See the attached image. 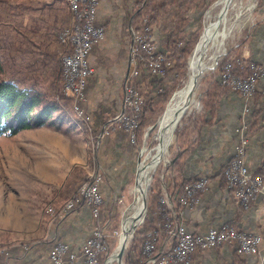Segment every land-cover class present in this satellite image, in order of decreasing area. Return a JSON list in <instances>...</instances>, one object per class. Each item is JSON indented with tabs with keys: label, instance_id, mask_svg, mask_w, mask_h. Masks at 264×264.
<instances>
[{
	"label": "rangeland",
	"instance_id": "374dc122",
	"mask_svg": "<svg viewBox=\"0 0 264 264\" xmlns=\"http://www.w3.org/2000/svg\"><path fill=\"white\" fill-rule=\"evenodd\" d=\"M207 1V6H205L204 9L196 10L195 8L189 12L188 19L184 23L185 28L179 33L180 43L176 44L173 51L168 49L165 44L164 39L169 34V31L168 28H165L164 24L160 27L154 26L150 29L149 41L145 43V49L140 55L143 57V65L141 69H143V72H146V75H149L146 79H152L154 83L152 90L150 91L151 93L152 91L154 93L159 89H163V91L170 93L167 104L172 95L184 84L188 72V60L196 43L204 33V29L209 25L206 23L209 20L208 16L210 14L219 13V9H215L219 0ZM262 3H264L263 0H243V5H240L241 7L235 5L232 6V8L229 7L227 9L228 13L226 12L225 15H228L227 17L230 23L238 17H241V19L236 29H234L232 34L225 41L223 52L219 55L215 64H213L214 67L204 71L201 77H199L197 87L193 94L195 97L194 102L175 127L171 142L167 148L166 156L163 157L151 173V180L149 181L148 189L146 191L147 207L144 212V218L142 222L135 227L130 236L131 238H129L130 240H126V249L122 257V264H127L125 256L129 250L130 244L135 241L136 237L141 235L140 232H142L144 226H146L148 202L151 197V191L153 192V195L159 193L163 203H165L170 210V225L164 237L158 236V233H156V231L161 230L160 224H156V230L154 229V231L147 232L146 240L144 239V242L140 245V248L142 247L147 255L146 260L142 264H151L149 263L150 259L158 258V255L162 254L164 251L167 253V250L173 244L170 238V233L173 229L175 230L182 227L188 232H191L183 221L180 212L173 209L174 206L170 199V194L174 186L172 183L174 180L176 181L179 177L183 176V162L188 153L184 158L176 161L174 164L173 159L176 155L181 154L182 150L187 151L188 144L191 142V137L197 127L196 123L198 121L196 118H199L200 115L204 113L203 105L201 103L202 99L210 88V82L215 78L214 72L216 71L218 64L226 58L229 61L236 60L239 62H248L247 59H244V53L243 57L240 56L242 49L246 47V31L252 25L254 15L263 5ZM250 5L253 6L251 10H249ZM198 8H201V5H199ZM223 8L224 6H222L220 13ZM213 9H215V11ZM97 17L98 15L96 16V20L98 19ZM71 19L72 17L66 6L65 0H0V61L3 66L0 73V82L13 80L19 88L39 91L45 102H51L57 106L55 112H64L73 120L75 125L82 130L87 139V144H89L88 166H74L68 171L62 182L58 183V180L57 183L59 185L53 186L50 185L49 180H53L51 175L55 174V170L51 173L49 164L41 161L42 156L39 154H37V157L35 156L33 150V142L35 141L32 138H26L29 135L25 133L20 134L21 131H23L21 130L16 133L17 135L20 134L18 136L16 134L15 136H0V223L6 221V226H8V229H0V231L9 232L8 240L10 246L20 243L22 244L21 247H23L24 251H28L40 241H46L45 234H47L48 229L51 227L53 228L54 225H57L61 220H64L70 212L75 210L74 205L73 210L67 213L63 219H59V214L55 216V214H57L58 211L60 212L66 205V202L78 199V193L76 194V197L69 198L74 191L73 187L75 183L68 188H64L73 172L80 170V172H77L78 177H82V174L85 175V180L83 182L77 180V182L79 181V185H83L86 182H93L97 185L100 192L98 183L102 180V176H100L101 174L97 167L99 166L101 141L100 143H97L96 138L98 139L99 136H96L95 132L90 128V123L82 129L79 118H82V121L85 124H87V119L85 116H82L79 111L73 110L74 102L65 94L61 58L70 48L66 49L65 46H62L59 41V36L54 38L58 29H61L62 32L70 25ZM127 27H129L130 34V58V56H132L131 44L134 47L135 43L140 39L139 34L142 35V33L137 30L134 31L130 23L127 24ZM135 35L139 37L138 40L135 39ZM196 37L197 41L194 40ZM147 45L151 46L152 51L149 49L146 50ZM187 47H191V52L186 59L185 74H181L177 72V67H175L177 63L176 51ZM44 55H47L48 58L46 59ZM133 56L131 59V65H129V69L127 70V72L129 71L127 81L131 78L135 84V80L139 81L141 79L138 78V76L134 77L136 74L133 72L137 71V65L134 62ZM160 57L165 58L170 62L169 67H171V69H168L167 72L165 71V74L163 75H156L152 72L151 63L156 62ZM90 63L94 69L96 67L94 61L91 60ZM147 72H149V74ZM216 79L219 81L220 77H217ZM88 84L86 87V99L84 102L79 103V107L83 110L84 115L90 117L86 108ZM242 84H238L237 87ZM126 86L127 84L125 85V89ZM233 92L237 93L235 90ZM237 94L245 98L242 94ZM61 97L67 105H64L63 101L60 99ZM167 104L165 105L164 110ZM67 106H69V108ZM157 108H159L158 105ZM162 114L163 112L155 121L156 131H151L149 135L144 138L146 132L143 136L142 144L137 145V149L135 150L137 155L136 161H138L139 157L140 162H142L141 152L143 150L150 152L155 145H158L159 140L156 136L157 123ZM182 120H184V123ZM46 121L42 125H37L29 129L32 131L36 128L44 127L43 125L47 127ZM243 126H246V130L248 129L247 124L243 123L237 128H242ZM151 127L154 126H149L148 128ZM148 128L146 131H148ZM179 128L181 129L177 131ZM24 130L28 131V129ZM128 137L129 135L126 136L127 143L133 144L129 141ZM27 144L32 146V148L26 147ZM137 166L138 162L134 172L129 173L124 188L119 194L117 193V195L112 198L107 206H105L104 198L101 195L103 200L99 209L100 215L98 221L94 220L91 210L92 231L99 226L103 229L105 234L102 241L103 249L97 256L98 264H105L109 257L117 253L116 249L118 246V236L121 225L128 207L133 202L132 189L133 186H135L134 182ZM80 203L86 205L82 200H80ZM189 206L190 205H187V207ZM19 239L22 241H17ZM219 247L222 246H217V248ZM234 247L238 248L235 244L227 248L228 250L232 249L231 251H233ZM191 254L192 252L190 253V256ZM190 261L191 264H193L191 258ZM113 263L119 264L116 261H113Z\"/></svg>",
	"mask_w": 264,
	"mask_h": 264
},
{
	"label": "crops",
	"instance_id": "0c3cea01",
	"mask_svg": "<svg viewBox=\"0 0 264 264\" xmlns=\"http://www.w3.org/2000/svg\"><path fill=\"white\" fill-rule=\"evenodd\" d=\"M99 1L97 24L104 29V39L101 42L95 41L89 54L90 61H94L96 67L89 78L86 108L90 115V128L96 136H100L102 132L97 167L102 180L98 184L107 206L124 188L129 173L134 172L137 164L136 151L127 143L126 134L113 128V121L123 108L129 69L130 34L127 17L137 0ZM262 4L246 31V47L242 49L240 56L243 57L244 53V59L260 66L261 74L255 85L256 95L249 100L230 91L221 97L214 116L204 112L196 118L197 127L187 147L182 176L183 179H206L196 204L180 211L190 231H220L232 226L238 231L261 238L255 254L243 255L246 264H264V185L245 210L236 200L235 194L227 187H221L213 176L234 157V148L239 141L235 130L243 123L249 127V133L242 161L250 171L260 173L264 179V3ZM46 122L47 127L43 125L44 127L32 131L23 130L20 134L25 133L29 135L26 138L35 141V156H42L41 161L49 164L51 173L55 170V174L51 175L53 180H49V183L57 186L74 166H88L89 144L82 130L66 113L54 111ZM26 147L32 148L29 144ZM6 225V221H2L0 229H8ZM51 228L45 234L47 240L40 241L28 251H24L19 246L20 243L10 246L9 255L6 250L5 254H1L3 258L0 264H50L49 252L58 243L66 244L73 252H77L76 259L66 260V264H82L80 248L92 233L91 209L85 204L76 203L75 210ZM231 250L223 246L211 250L197 249L192 252L191 259L193 264H232Z\"/></svg>",
	"mask_w": 264,
	"mask_h": 264
},
{
	"label": "trees",
	"instance_id": "16d2710c",
	"mask_svg": "<svg viewBox=\"0 0 264 264\" xmlns=\"http://www.w3.org/2000/svg\"><path fill=\"white\" fill-rule=\"evenodd\" d=\"M207 2V0H138L134 3L131 14L129 15V17H127V23L131 24V26L133 27L132 29L134 31L137 30L142 33V35L139 34L140 39L137 43H135L133 47V49L137 52V54L133 56L134 62L137 65V71H135L136 75L134 77L138 76V78H140L141 80H135V84L134 81L131 80V78H129L127 81V87L130 86L134 88L138 92L139 96L142 99L144 98V103L137 119L138 125L135 129L136 141L133 144H129L131 149L134 151L137 149V145L142 144L143 136L147 132L146 129L149 126H154L152 132L156 131L155 121L163 112L164 107L170 97V93L167 91H163V89H159L154 93L152 91L151 93L150 91L152 90V86L154 83L152 79H146L149 75H146V72H143V69H141L143 65V57L140 55L144 50L145 43L149 41L150 29L154 26L160 27L164 24L165 28H168L169 31V34L164 39L165 44L167 45L168 49L173 51L176 44L180 43L179 33L185 28L184 23L188 19L189 12L195 8L196 10L204 9L205 6H207ZM199 5H201V8H198ZM59 34H61V29H58V32H56L54 38L58 37ZM194 40L197 41V37ZM190 52L191 47L178 49L176 51L177 63L175 67H177L178 73L185 74L186 59L189 56ZM47 55H44L46 59L48 58ZM226 59L218 64L216 71L214 72L215 78H213V80L210 82V88L205 93L201 102L203 105V111L209 112L211 117L216 114L221 97L228 94L230 91H233V88H235L238 84L246 82L247 79L252 76L255 71L258 73V75L261 74V70L259 69L260 66L256 64L243 61L239 62L236 60L229 61L228 59ZM2 68L3 66L0 61V73L2 71ZM168 69H171V67L166 68L165 71L167 72ZM147 73L149 74V72ZM217 77H220L219 81L218 79H216ZM255 95L256 93L253 92L250 97L245 98L250 100L253 99ZM60 99L63 101L64 105H67L62 97ZM157 105L159 108H157ZM67 107L69 108V106ZM56 108L57 106L52 104L51 102H45L42 95L37 90L19 88L13 80L1 81L0 136H12L21 130L29 129L37 125H42L50 117L51 113L55 111ZM132 115L133 114L131 110L127 107L124 112V121L131 120ZM182 121L184 123V120ZM79 122L82 125V129L86 127V125H88V123L85 124L82 120H80ZM113 128L115 130L124 132L126 136L128 135V131L124 127L123 123L113 122ZM180 129L181 128H179L177 131H179ZM248 133L249 127L246 130V138H248ZM185 155L186 151L182 150L181 154H178L174 157L173 164L176 161L184 158ZM230 167L231 162L223 166L219 170V172L215 176H213V178L217 179L220 182L221 187H227L231 193H234L236 184L229 181ZM77 172H80V170L72 173L64 187L68 188L70 185H73L75 183L73 187L74 191L69 198L76 197V194L78 193L82 185H79V181L77 182V180H80V182H83L85 180V175L82 174V177H78ZM256 174L263 179L260 173ZM172 184L174 186L170 194V199L174 206L173 209L180 212L184 207H187V205H190L192 207L196 204L201 196L202 189L206 182L203 184V186L194 190V192L192 193V198L187 197L186 188H193L194 186L199 185L200 179H183L182 177H179L176 181L174 180ZM150 194L151 197L148 202L146 226H144L142 232H140L141 235L136 237L135 241L130 244L129 250L125 256L127 264L144 263L147 255L143 251L142 247L140 248V245L142 244V242H144V239L146 240L147 232L154 231L156 224H160L161 230L156 231V233H158V236L164 237L170 225V210L168 209L167 205L163 203L159 193L153 195V192L151 191ZM73 201L74 205H76V203H80L79 199ZM8 239L9 232L0 231V251L4 250L5 252L6 250L7 254L9 255L10 243ZM19 246H22V244H19ZM197 249L200 250V248L196 247L193 251ZM243 255L244 254H242L238 250V248L234 247L232 264H246ZM2 258L3 257L0 255V260Z\"/></svg>",
	"mask_w": 264,
	"mask_h": 264
},
{
	"label": "built area",
	"instance_id": "2783aa9c",
	"mask_svg": "<svg viewBox=\"0 0 264 264\" xmlns=\"http://www.w3.org/2000/svg\"><path fill=\"white\" fill-rule=\"evenodd\" d=\"M65 2L68 10L74 11V18L71 19L70 25L59 35L61 44L64 39H71L70 49L61 58L65 94L73 100V110H77L82 116H85L89 124L90 117L84 115L83 110L79 107V103L84 102L86 99L87 82L94 72L89 60V54L95 41H101L104 38V29L97 24L96 20L100 1L65 0ZM135 36V39L138 40L139 37L137 35ZM148 49L152 51L149 45L146 47V50ZM133 53L134 56L137 54L134 49H132V56ZM151 64L152 72L156 75H163L165 69L170 66V62L161 57ZM258 80L259 75L255 71L241 86L233 88V91L235 90L244 97H250L255 92V85ZM142 106L143 99L139 96L138 92L134 88L126 86L124 93V111L122 115H119L114 120V123L124 124V127L128 131V139L131 143L135 142V129L138 125L137 119ZM127 107L133 115L131 120L124 121V112ZM235 132L240 138L234 149V157L231 160L229 181L236 184L234 191L236 200L247 209L264 184L261 177L250 171L242 161V156L248 146V138L245 136L246 126L236 128ZM205 182L206 179H200L199 185L193 188H186L187 197L192 198L194 190L203 186ZM77 198L84 201L91 208L94 220L98 221L100 215L99 209L103 199L97 185L93 182L84 183L78 191ZM73 208L74 203L72 200H69L66 202L64 208L60 212L58 211L55 216L59 214V219H63ZM104 236L105 234L101 227L97 226L93 229L88 240L80 248L82 264H98L97 256L103 249L102 241ZM170 238L173 244L167 250V253L164 251L158 255V258L150 259L149 263L191 264L189 256L196 247L207 250L216 248L217 246L230 247L233 244L244 255H253L258 251L261 241L259 236L239 232L231 226H227L221 231L210 230L206 234L192 231L188 232L180 227L171 231ZM1 254H5L4 250L0 251ZM76 257L77 252H73L66 244L56 245L48 255L50 264H66L67 261H73Z\"/></svg>",
	"mask_w": 264,
	"mask_h": 264
},
{
	"label": "bare ground",
	"instance_id": "6f19581e",
	"mask_svg": "<svg viewBox=\"0 0 264 264\" xmlns=\"http://www.w3.org/2000/svg\"><path fill=\"white\" fill-rule=\"evenodd\" d=\"M235 5L241 7L240 5H243V0H220L217 7L215 8L216 10L219 9V13H215L216 15L210 14L208 16L209 20L206 23L209 25L205 28L204 33L196 43L188 60V72L184 84L172 95L169 103L163 111L162 116L158 120L156 136L158 140L161 141V144L155 145L150 152L145 150L141 152L142 162L139 165L140 171L138 182L137 185L133 186L132 189L133 202L125 213V218L121 225L118 236V246L116 252L119 251L123 241H128V239L131 238L130 236L135 227L140 224L144 218L143 199L146 196L149 181L151 180V173L154 171L163 157L166 156L167 148L171 142L175 127L181 120V116L185 114V112L194 102L195 97L193 95L190 99L189 107L184 112H182V105L185 103L188 97L189 90L194 82L195 77L199 74V71H206L212 67L213 64H215L219 55H221L223 52L225 41L238 26L241 17L236 18L230 23L227 17L228 15H225L227 11L223 14L222 10L220 13L222 6L228 9L229 7L232 8V6ZM252 7L253 6L250 5L249 10H251ZM215 9L213 10L215 11ZM69 12L71 17L74 18V11ZM62 46H65L66 49H69L71 46V39H64ZM80 120L83 119L79 118V121ZM195 233L206 234L207 232ZM105 264H114L111 257L107 259Z\"/></svg>",
	"mask_w": 264,
	"mask_h": 264
},
{
	"label": "water",
	"instance_id": "95a60500",
	"mask_svg": "<svg viewBox=\"0 0 264 264\" xmlns=\"http://www.w3.org/2000/svg\"><path fill=\"white\" fill-rule=\"evenodd\" d=\"M220 1V0H219ZM218 1V2H219ZM217 2V3H218ZM227 11V8H224L223 9V14L225 13ZM205 30V29H204ZM132 48H133V45L131 44V53H132ZM131 55V54H130ZM131 59H132V56H130V58H129V60H130V63H129V65H131ZM214 66H212V67H210L209 69H212ZM203 72H204V70H201V71H199V74L195 77V79H194V82H193V84H192V86H191V88H190V90H189V94H188V97H187V99H186V101H185V103L182 105V112H184L188 107H189V103H190V99L192 98V96H193V94H194V91H195V89H196V87H197V83H198V79H199V77H201V75L203 74ZM128 74H129V71L127 72V77H128ZM123 111H124V106H123V108H122V111H121V113H120V115H122L123 114ZM183 116H181V118H182ZM153 128L154 127H151V128H148V131H147V133L145 134V136H144V138H146L148 135H149V133L153 130ZM101 136H102V132L100 133V136L98 137V139H97V143H100V141H101ZM161 144V141H158V145H160ZM138 166H137V169H136V175H135V182H134V184H135V186L137 185V182H138V177H139V165H140V159H139V157H138ZM146 207H147V201H146V196L144 197V199H143V209H144V212H145V210H146ZM125 249H126V241H123V243L121 244V246H120V248H119V251L116 253V254H114V255H112L111 256V259L113 260V261H116L117 263H119V264H121V261H122V257H123V254H124V251H125ZM106 263V262H105Z\"/></svg>",
	"mask_w": 264,
	"mask_h": 264
}]
</instances>
